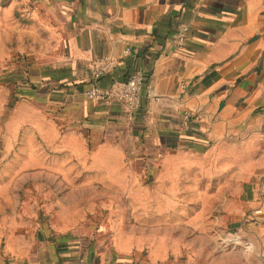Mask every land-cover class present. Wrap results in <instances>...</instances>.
I'll list each match as a JSON object with an SVG mask.
<instances>
[{
  "label": "crops",
  "instance_id": "crops-1",
  "mask_svg": "<svg viewBox=\"0 0 264 264\" xmlns=\"http://www.w3.org/2000/svg\"><path fill=\"white\" fill-rule=\"evenodd\" d=\"M22 4L33 35L27 38V66L20 67L27 69L24 80L39 90L19 94L24 98L17 104L20 110L43 109L29 132L47 122L50 136L60 140L53 144L55 155L88 157L86 172H107L104 166L108 172L130 171L125 156H134L144 171H157L148 187L172 189L156 203L182 202L174 193L186 177L191 208L202 199L213 205L187 217L203 214L211 221L203 245H188L198 259L180 257L174 238L169 246L165 238H150L142 255L143 245L125 243L116 229L85 225L84 232L75 231L72 218L53 228L42 223L30 233L27 248L18 243L0 253V264H264V0ZM182 26L189 31L179 47ZM99 57L116 62L99 82L103 89L136 71L145 75L152 90L143 93L139 112L84 99L89 63ZM184 111L192 113L185 126ZM105 156L115 163L104 164ZM178 218L179 211L172 216ZM191 231L197 234L195 227Z\"/></svg>",
  "mask_w": 264,
  "mask_h": 264
},
{
  "label": "rangeland",
  "instance_id": "rangeland-1",
  "mask_svg": "<svg viewBox=\"0 0 264 264\" xmlns=\"http://www.w3.org/2000/svg\"><path fill=\"white\" fill-rule=\"evenodd\" d=\"M22 1L0 0V253L16 249L18 243L27 248L33 238L30 233L43 227L42 223L53 228L74 218L78 223L75 231L84 232L88 228L85 225L95 226L96 230L116 229L125 243L143 245L142 255L147 253L150 238H165L167 246L174 238L180 257L198 259L199 253L189 250L188 245L194 240L203 245L204 228L211 221L204 220L203 214L196 220L187 217L195 208L200 206L199 211L203 212L207 207L209 211L213 204H205L202 199L191 208L193 205L186 199L188 178H180V187L174 193L182 202L156 203L158 195L171 196L172 189L148 187L146 182L153 181L157 171L155 168L144 171L134 156H125L124 162L132 166L130 171L108 172L104 166L107 172H86L87 164H91L88 157L55 155L59 152L53 144L60 140L58 134L50 136L53 131L47 122L43 121V129L37 133L29 132L32 127L28 124L39 121L43 109L27 106L20 110L17 104L24 98L19 94L28 89L27 79L24 80L27 69L20 65L27 66L31 47L27 38L33 35ZM18 7L22 8L17 10ZM14 66L17 69L13 70ZM15 80L17 85L5 86L7 81ZM20 118L24 119L23 124H19ZM103 163L114 164L115 160L105 156ZM202 185L203 179L201 191ZM144 197H148L147 203L143 202ZM178 211L179 218L173 220ZM20 232L28 234L27 238Z\"/></svg>",
  "mask_w": 264,
  "mask_h": 264
},
{
  "label": "built area",
  "instance_id": "built-area-1",
  "mask_svg": "<svg viewBox=\"0 0 264 264\" xmlns=\"http://www.w3.org/2000/svg\"><path fill=\"white\" fill-rule=\"evenodd\" d=\"M188 27L182 26L176 35V43L182 47L186 41ZM116 67V62L109 57H99L89 63L90 86L83 91L85 100L92 103H102L106 106H123L129 112L137 113L141 108L143 93L148 90L150 95L152 87L141 71H136L128 80L116 87L103 89L99 82ZM192 113L184 111L180 117L182 125L189 124Z\"/></svg>",
  "mask_w": 264,
  "mask_h": 264
},
{
  "label": "trees",
  "instance_id": "trees-1",
  "mask_svg": "<svg viewBox=\"0 0 264 264\" xmlns=\"http://www.w3.org/2000/svg\"><path fill=\"white\" fill-rule=\"evenodd\" d=\"M134 73H132L130 76H129V78L133 75ZM16 78H17V75L15 76ZM128 78V79H129ZM127 79V80H128ZM126 81V80H125ZM26 84H27V86H28V91H26V92H28V93H31V94H33V93H35V92H37L39 89H38V87L36 86V85H34V83H32V81L30 80V79H27L26 81ZM122 83V82H121ZM11 84H14V86L15 85H17V81L15 80V82H10V81H7L6 83H5V86H7L8 88H10L9 86L11 85ZM17 88L16 87H14V91H15V93H17ZM13 91V92H14ZM39 92H43L42 90L41 91H39Z\"/></svg>",
  "mask_w": 264,
  "mask_h": 264
},
{
  "label": "water",
  "instance_id": "water-1",
  "mask_svg": "<svg viewBox=\"0 0 264 264\" xmlns=\"http://www.w3.org/2000/svg\"><path fill=\"white\" fill-rule=\"evenodd\" d=\"M4 120H5V118H4V119H2V120H1V122L3 123V122H4Z\"/></svg>",
  "mask_w": 264,
  "mask_h": 264
}]
</instances>
